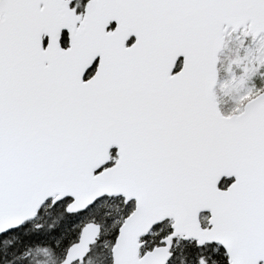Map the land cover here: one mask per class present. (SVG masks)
Masks as SVG:
<instances>
[{"label":"snow or ice","instance_id":"6c2138e0","mask_svg":"<svg viewBox=\"0 0 264 264\" xmlns=\"http://www.w3.org/2000/svg\"><path fill=\"white\" fill-rule=\"evenodd\" d=\"M0 264H264V0H0Z\"/></svg>","mask_w":264,"mask_h":264}]
</instances>
